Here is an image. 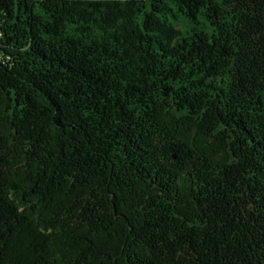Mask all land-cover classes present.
<instances>
[{
    "label": "trees",
    "instance_id": "16d2710c",
    "mask_svg": "<svg viewBox=\"0 0 264 264\" xmlns=\"http://www.w3.org/2000/svg\"><path fill=\"white\" fill-rule=\"evenodd\" d=\"M0 264H264V0H0Z\"/></svg>",
    "mask_w": 264,
    "mask_h": 264
}]
</instances>
